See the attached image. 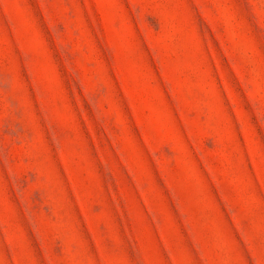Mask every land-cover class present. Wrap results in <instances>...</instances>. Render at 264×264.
I'll use <instances>...</instances> for the list:
<instances>
[{"label":"rangeland","instance_id":"374dc122","mask_svg":"<svg viewBox=\"0 0 264 264\" xmlns=\"http://www.w3.org/2000/svg\"><path fill=\"white\" fill-rule=\"evenodd\" d=\"M0 264H264V0H0Z\"/></svg>","mask_w":264,"mask_h":264}]
</instances>
